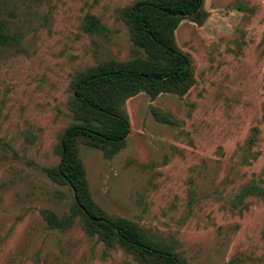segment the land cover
Segmentation results:
<instances>
[{"label": "rangeland", "instance_id": "obj_1", "mask_svg": "<svg viewBox=\"0 0 264 264\" xmlns=\"http://www.w3.org/2000/svg\"><path fill=\"white\" fill-rule=\"evenodd\" d=\"M137 1L0 0L14 36L0 46V264H146L88 233L79 216L55 228L43 213L72 212L70 185L44 168L60 162L61 137L77 121L76 76L137 54L126 17ZM88 13L108 30L85 31ZM175 40L193 84L129 97L130 132L112 155L79 143L90 193L186 264H264V193L240 196L253 184L264 190V0H204Z\"/></svg>", "mask_w": 264, "mask_h": 264}, {"label": "trees", "instance_id": "obj_2", "mask_svg": "<svg viewBox=\"0 0 264 264\" xmlns=\"http://www.w3.org/2000/svg\"><path fill=\"white\" fill-rule=\"evenodd\" d=\"M203 4L204 0H138L126 11L137 54L127 60H101L76 76L70 108L77 121L61 137L60 162L44 168L53 180L70 185L74 206L70 215L63 216L43 210L51 227L66 228L79 216L88 233H98L108 245L119 244L133 251L146 264H186L170 246L128 219L109 216L92 198L79 143L84 141L112 155L124 146L130 132L123 108L129 97L142 90L155 96L161 91L184 94L189 89L194 81L192 63L177 46L175 30L182 18L200 19ZM82 27L91 34L108 30L93 13L85 16ZM13 39L0 18V46ZM152 111L171 123L169 115L156 108ZM241 193L243 198L264 190L253 184Z\"/></svg>", "mask_w": 264, "mask_h": 264}]
</instances>
